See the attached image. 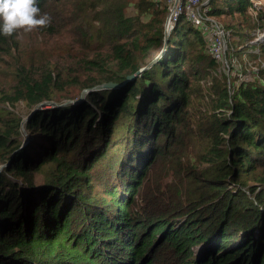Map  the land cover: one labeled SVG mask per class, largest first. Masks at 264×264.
<instances>
[{
	"label": "trees",
	"instance_id": "1",
	"mask_svg": "<svg viewBox=\"0 0 264 264\" xmlns=\"http://www.w3.org/2000/svg\"><path fill=\"white\" fill-rule=\"evenodd\" d=\"M156 2L146 6L154 8ZM167 3L163 15L154 11L157 17L143 27L125 16L126 0H36L41 13L51 18L45 31L55 35L68 15L66 26L75 33V45L91 53L80 61L83 70L97 71L100 77L83 89L104 83L119 87L90 92L83 101L52 112L37 106L56 102L54 93L70 82H59V73L52 70L22 75L8 102L23 100L31 109L37 107L33 118L39 132L53 140L41 158L25 166L23 150L14 139L20 120L16 125L11 120L7 131L0 130V161L9 155L8 167L0 172V264H264L261 81L230 88L222 76L225 84L213 86L204 123L189 129L200 141L199 163L205 160L211 169L198 174L194 168L198 162L172 155L174 162L167 169L175 163L176 184L165 183L162 196L148 189L154 163L166 159L169 138L188 127L185 111L191 104V82L204 75L194 65L190 72L183 68L190 62L194 40L209 58V66L217 65L206 53L207 33L204 36L180 16L176 27L185 36H177L181 43L174 42L156 62L158 82L147 77L153 76L151 65L139 79L138 85L150 82L146 90L136 94V85L128 86L127 76L148 64L138 65V60L148 59L165 37ZM211 3H224L231 14L251 6L249 0H209V17L223 13ZM147 7L142 14L150 12ZM260 20L264 22V14ZM181 23L190 28L184 24L181 28ZM242 31L248 38V30ZM15 36L16 32L0 35V55ZM260 74L264 76V68ZM125 92L132 98L123 99ZM199 93L194 85V94ZM138 94L142 99L134 105ZM120 114L126 121L115 135L110 127L113 116ZM83 131L86 140H76ZM87 140L97 148L88 147L84 153ZM9 171L11 179L6 176ZM36 175L42 178L36 181ZM250 181L255 184L250 186Z\"/></svg>",
	"mask_w": 264,
	"mask_h": 264
},
{
	"label": "rangeland",
	"instance_id": "2",
	"mask_svg": "<svg viewBox=\"0 0 264 264\" xmlns=\"http://www.w3.org/2000/svg\"><path fill=\"white\" fill-rule=\"evenodd\" d=\"M126 1L127 6L124 9L125 16L137 21L139 20L141 22L139 26L143 27L145 24L147 25L149 23L151 18L154 19L157 17H155L154 11L157 12L158 16L163 15V7L165 6V2H168L167 0ZM151 1L153 3L157 1L156 7L149 8L146 6L147 4L149 5ZM141 2H146V4L138 7ZM249 2L251 3L250 8L249 6L246 7L244 9L245 11L241 14H231L224 3L220 5H212L211 3V8H219L223 12L220 16L211 18L230 30L231 37H229L228 42V68L223 67L220 62H218L219 64L217 63L215 68L214 66H209V58L206 57L202 46L198 44L196 40L193 41L192 49L189 52L192 55L187 57V60L190 62L188 63V67L183 66V68L190 72L189 66L194 65L198 67L201 72H204V75L202 78L198 76V80L195 81V83L191 82L192 89L189 92L191 104L185 111L187 114L186 119L188 121V127L179 131L172 140L169 138L167 142L166 159H159L154 163L151 174L146 182L148 183L149 191L156 192L158 196H162L166 192L165 183L170 185L176 184L173 175L175 163L169 166V170L167 169L169 163L174 162V159L171 157L172 155L175 157L180 156L181 161L188 158L192 159L193 163H199L201 160L200 141L194 137L195 133L190 132L189 129L191 128V130L194 131L199 124L204 123L203 113H209V111H211V98H214L212 95L213 86L217 83L225 84L222 76H225L226 82L230 88L231 84L237 86L241 82H253L256 79L264 84V76L260 74V71L264 68V26L262 27L264 22L260 20L264 14V0H249ZM146 7L152 14L150 12L146 14L141 13L145 12ZM60 10L61 8H58L57 12L60 13ZM164 17L166 21L167 15H164ZM67 21L68 15L65 16V23L59 26V31L55 35L45 31L46 27L37 28L30 32H25L23 30L17 31L16 36L8 42L10 46L8 51L0 55V130H3V132L7 131L11 124V120H15V125L17 122L16 119L20 120L18 127H16V129L14 127V132L18 134L14 139L20 143L19 150H23V160L26 161L24 164L25 166L31 163L34 164L41 158L43 149L48 147V142L53 140V136L41 134L39 132L40 127L36 125L37 118H33L37 107L39 109L51 110L54 112V109L57 108H66L70 105L73 106L76 104L73 102L79 99V95L82 90H84L83 88L87 85L96 84L93 79H99L100 77L97 71L93 70L86 72V69L83 70L85 66L82 65L80 61L89 50L75 45L74 42L76 37L73 36L75 33H72L71 28L66 26ZM183 24L189 27L186 23H181V28ZM176 25L177 22L173 25L171 30L172 34L170 33L171 35L164 31V39L160 46L152 51L148 59L144 60L143 58L138 60V65H141L143 62L145 64H149L152 61L154 62V65L152 64L154 67L153 76L150 74L147 76L153 84L158 82L159 79V68L156 67V62L169 53V50L174 46V42L181 43V38L183 39L185 36V33H178L179 28L176 27ZM243 28L247 29L249 32V37H246V39L241 35L243 33ZM256 28L261 29V31ZM143 31H145V29H143ZM204 36H206L205 33ZM254 37L255 40L251 41ZM86 56L91 57V53L86 54ZM47 70L59 73V82H64L66 80L70 82L68 85H61V88H58L59 90L54 93L53 97L56 102L48 101L50 103L53 102L54 105H42V107L37 106L31 109L23 100L8 102V98L13 96V90L18 86L22 75H37ZM142 73L143 72L139 73L133 80L128 81L130 84H128V86L136 85V94L140 90H146L150 85V82L146 84L143 82L138 85ZM136 79L137 84L134 83ZM190 79H193V77L191 76ZM128 82L124 81L123 84ZM194 85L200 90L198 95L194 94ZM91 92L101 93L100 90H93ZM59 98L61 99L58 101ZM84 98L81 101H83ZM125 98L132 97H129L127 92H125L123 99ZM134 99V105H137L142 98L141 95L138 94ZM87 101L88 100H86V102ZM66 102L71 103L64 105ZM64 112H67V110ZM116 114L119 113L116 112ZM117 116L118 115L113 116L116 120L110 127L111 132L115 135L116 132H119L120 128H122L121 124L126 121L125 116L122 114ZM86 138L85 131H83L81 132V136L77 137L76 140L79 139L80 141H84ZM162 140H164V137ZM17 142H14L13 146L16 145ZM86 143L89 145H86L82 150L84 153L89 151L88 147L97 148L96 145L90 144L91 142L88 140ZM83 145H85V143H83ZM16 151H18V149L15 150V152ZM13 154L15 153H11V156ZM8 157L9 155L6 156L4 160L0 161V167H2V169L3 167H8ZM194 168L197 169L198 174L211 169L208 167L205 160ZM9 173L10 171L6 173L7 177ZM8 178L11 179L10 177ZM41 178L42 177L39 175L35 176V179H37L36 181H39ZM251 178L252 176H249V180H251ZM17 181H21V179L17 178ZM249 184L252 186L255 183L250 181Z\"/></svg>",
	"mask_w": 264,
	"mask_h": 264
},
{
	"label": "built area",
	"instance_id": "3",
	"mask_svg": "<svg viewBox=\"0 0 264 264\" xmlns=\"http://www.w3.org/2000/svg\"><path fill=\"white\" fill-rule=\"evenodd\" d=\"M169 9L168 31L180 16H184L196 30L207 33L206 53L217 63L228 68V37L226 29L207 15L209 0H167ZM176 1V3H175ZM219 64V63H218Z\"/></svg>",
	"mask_w": 264,
	"mask_h": 264
},
{
	"label": "clouds",
	"instance_id": "4",
	"mask_svg": "<svg viewBox=\"0 0 264 264\" xmlns=\"http://www.w3.org/2000/svg\"><path fill=\"white\" fill-rule=\"evenodd\" d=\"M50 20L46 13H41L36 0H0V35L12 36L19 30L30 32L44 28Z\"/></svg>",
	"mask_w": 264,
	"mask_h": 264
},
{
	"label": "water",
	"instance_id": "5",
	"mask_svg": "<svg viewBox=\"0 0 264 264\" xmlns=\"http://www.w3.org/2000/svg\"><path fill=\"white\" fill-rule=\"evenodd\" d=\"M176 3V1H175ZM168 22H169V15L167 16V19L165 21V24H164V29H165V33H167V25H168ZM168 34V33H167ZM154 62H150L149 64H147L146 66L140 68L135 74L133 75H130V76H127L126 80L127 81H130V80H133L137 75H139V73L147 70ZM119 87V84H114V83H104V84H101V85H98V86H94L93 88H90V89H84L82 90L81 94L79 95V99L77 101H74L73 103H76V102H79L80 100H82L86 94L90 93L91 91L93 90H108V89H112V88H118ZM71 102H66V104L64 105H67V104H70ZM41 106L42 105H54L53 102H45L44 104H40ZM38 105V106H40ZM2 170V167H0V171Z\"/></svg>",
	"mask_w": 264,
	"mask_h": 264
}]
</instances>
